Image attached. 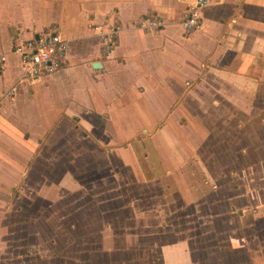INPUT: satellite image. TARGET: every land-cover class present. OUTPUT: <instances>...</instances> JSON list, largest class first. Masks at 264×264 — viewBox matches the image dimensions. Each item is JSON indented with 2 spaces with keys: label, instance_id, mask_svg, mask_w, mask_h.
<instances>
[{
  "label": "crops",
  "instance_id": "obj_1",
  "mask_svg": "<svg viewBox=\"0 0 264 264\" xmlns=\"http://www.w3.org/2000/svg\"><path fill=\"white\" fill-rule=\"evenodd\" d=\"M190 2L0 0V264H264V198H240L249 192L236 180L243 170L264 180V0H208L201 27L185 34ZM150 17L157 31L141 26ZM96 25L117 28L108 57ZM52 26L67 42L64 63L23 78L15 44ZM200 150L217 157L200 169L223 161L229 184L215 198H181L183 225L164 222L182 211L157 210L155 229L131 230L129 213L66 198L70 171L96 179L115 153L145 168Z\"/></svg>",
  "mask_w": 264,
  "mask_h": 264
},
{
  "label": "rangeland",
  "instance_id": "obj_2",
  "mask_svg": "<svg viewBox=\"0 0 264 264\" xmlns=\"http://www.w3.org/2000/svg\"><path fill=\"white\" fill-rule=\"evenodd\" d=\"M210 141L213 143L215 139ZM195 154V156L179 155L178 158L165 154L159 155L157 164L152 161L153 165H149L150 169L148 170V166L144 168L143 165L138 164L139 156L115 153L113 155L112 172L99 170L96 179L95 172L92 171L85 172L82 170L81 175L75 171L76 169L70 171L77 178V187H67L70 192L67 190L66 194L70 193V195L66 198H73L74 200L82 198L81 202L73 201L74 203H71L70 206L73 209L80 205L82 210H87L88 207L93 206V210L94 208L100 210L107 207L109 211L114 213H129L128 216L132 218L129 225L134 227L130 228L131 230L140 231L138 228L143 227V225H146L145 227L151 225L147 228H150V230L155 229L152 223H154L153 215L156 214L155 211L157 210L163 211L165 216L170 212L171 214H180L182 211L181 216L178 215V217L171 216V218H168L167 215L164 222L167 226L169 224L173 227L174 225H183L186 221L187 210L185 205L182 204L181 198H194L195 201L198 198H215L214 191L219 189V185L228 183L227 177H220V174L223 173V169L220 168L223 166V161L220 163L219 160L212 169L202 171L200 169L202 167V157L204 162L207 158L209 159V165H207L209 168L217 157L214 155L202 156L204 150H200L198 154L195 152ZM237 174L241 177L236 178L237 181L242 183L241 189L245 186L246 192L244 193L249 192L240 198H264V180L261 172L243 170ZM208 178L209 182H207ZM249 179L251 184H244ZM203 182H207V185L203 186ZM207 192L209 193L205 195ZM249 194H252L253 197ZM90 198L93 201H90ZM93 198L98 199L94 200ZM99 198L113 199L111 202H106ZM68 208L70 207L67 206V210ZM199 209L201 210V206ZM116 215L113 214V216ZM192 218L190 216L187 219L193 221ZM199 218L201 221L203 218L202 213ZM118 219L111 220V218H108L115 229V226H118ZM131 237H134V235Z\"/></svg>",
  "mask_w": 264,
  "mask_h": 264
},
{
  "label": "built area",
  "instance_id": "obj_3",
  "mask_svg": "<svg viewBox=\"0 0 264 264\" xmlns=\"http://www.w3.org/2000/svg\"><path fill=\"white\" fill-rule=\"evenodd\" d=\"M207 2L208 0H191L180 19V26L185 34H189L201 27V10ZM161 24V19L155 17L146 18L141 22L143 28L153 31H157ZM94 29L100 35L103 54L105 57L110 56L117 28L114 25H110L107 26L106 30H102L101 26L96 25ZM66 50V40L59 31H56V27L52 26V30L48 31L46 35L17 43L12 51L19 57L23 68V78L33 80L41 75H50L61 67L64 63ZM3 61L4 56L1 55L0 71L3 68Z\"/></svg>",
  "mask_w": 264,
  "mask_h": 264
}]
</instances>
